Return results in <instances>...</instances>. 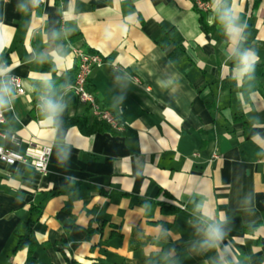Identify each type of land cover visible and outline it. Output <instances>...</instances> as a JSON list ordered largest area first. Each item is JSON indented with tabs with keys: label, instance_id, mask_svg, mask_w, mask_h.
I'll return each instance as SVG.
<instances>
[{
	"label": "crops",
	"instance_id": "obj_1",
	"mask_svg": "<svg viewBox=\"0 0 264 264\" xmlns=\"http://www.w3.org/2000/svg\"><path fill=\"white\" fill-rule=\"evenodd\" d=\"M207 1L0 0V145L52 147L44 173L0 161V264H264V0H222L247 23L239 45ZM75 46L103 57L87 86L120 129L97 130L67 88ZM45 81L67 105L55 125ZM221 218L202 248L197 227Z\"/></svg>",
	"mask_w": 264,
	"mask_h": 264
},
{
	"label": "clouds",
	"instance_id": "obj_2",
	"mask_svg": "<svg viewBox=\"0 0 264 264\" xmlns=\"http://www.w3.org/2000/svg\"><path fill=\"white\" fill-rule=\"evenodd\" d=\"M41 0H31L33 7H38ZM215 7L212 11L216 14V20L219 21L224 28L226 36L231 42L239 45L245 37V30L247 23L240 22V14L234 8L224 6L220 7L222 0H213ZM239 71L241 75L254 73L256 63L259 59L257 52L252 49H243L238 51ZM6 73L5 69L0 68V77ZM45 83V91L38 97V112L42 119L55 125L57 119L61 116L66 108V104L62 96H57L54 92L52 85L47 81ZM12 90L7 81L0 80V109H4L11 104ZM204 206H201L203 210ZM211 219V217H209ZM223 219L219 222L213 221L205 226H198L197 232L203 234L201 242L202 248H214L223 239L224 232L222 230Z\"/></svg>",
	"mask_w": 264,
	"mask_h": 264
},
{
	"label": "built area",
	"instance_id": "obj_3",
	"mask_svg": "<svg viewBox=\"0 0 264 264\" xmlns=\"http://www.w3.org/2000/svg\"><path fill=\"white\" fill-rule=\"evenodd\" d=\"M194 7L199 11H207L209 2L207 0H192ZM73 52L78 59L75 77L70 85L67 86L69 91L78 100V102L87 106L91 114L98 120L104 121L113 129H120V124L115 120L112 114L99 106L95 95L89 91L87 81L92 69L100 65L103 57L97 52H86L78 46L73 47ZM10 85L15 88L17 93L24 92L23 83L18 77L9 79ZM3 122V115L0 110V124ZM52 147L45 145L41 148L28 147L24 153H19L7 149L0 145V161L11 165L15 163L30 164L37 172L44 173L47 169ZM213 157H218L213 154Z\"/></svg>",
	"mask_w": 264,
	"mask_h": 264
},
{
	"label": "trees",
	"instance_id": "obj_4",
	"mask_svg": "<svg viewBox=\"0 0 264 264\" xmlns=\"http://www.w3.org/2000/svg\"><path fill=\"white\" fill-rule=\"evenodd\" d=\"M258 1H259V0H254V5H256V4L258 3ZM240 50H243V48L239 49V51H240ZM237 54H238V52H237ZM237 56H238V55H237ZM77 122H78V118L75 117V118H71V119H69V120L67 121V124H72V123H77ZM95 123L98 125V127H100V128H97V130H102L104 127H105V129H111V130H114V129L111 128L108 124H106L104 121H101V120H100V122L95 121ZM104 123H105V126H104ZM163 209H165V208H163ZM28 242H29V240H28L27 235L20 236V239H19V241H18V247H22V246H24V245H27ZM29 252H30V251H29ZM28 258H29V256H28Z\"/></svg>",
	"mask_w": 264,
	"mask_h": 264
}]
</instances>
